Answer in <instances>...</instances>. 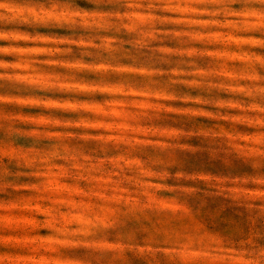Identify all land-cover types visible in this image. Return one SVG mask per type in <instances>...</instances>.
Wrapping results in <instances>:
<instances>
[{"label":"clouds","instance_id":"clouds-1","mask_svg":"<svg viewBox=\"0 0 264 264\" xmlns=\"http://www.w3.org/2000/svg\"><path fill=\"white\" fill-rule=\"evenodd\" d=\"M0 264H264V0H0Z\"/></svg>","mask_w":264,"mask_h":264},{"label":"rangeland","instance_id":"rangeland-1","mask_svg":"<svg viewBox=\"0 0 264 264\" xmlns=\"http://www.w3.org/2000/svg\"><path fill=\"white\" fill-rule=\"evenodd\" d=\"M225 215H226V216H230V215H232V210L229 209L228 212L225 213Z\"/></svg>","mask_w":264,"mask_h":264}]
</instances>
